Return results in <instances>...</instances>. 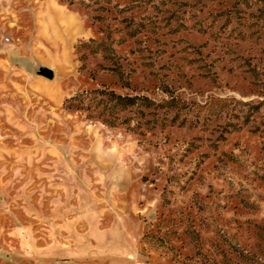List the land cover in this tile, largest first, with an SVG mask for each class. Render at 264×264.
Segmentation results:
<instances>
[{"label":"rangeland","instance_id":"374dc122","mask_svg":"<svg viewBox=\"0 0 264 264\" xmlns=\"http://www.w3.org/2000/svg\"><path fill=\"white\" fill-rule=\"evenodd\" d=\"M0 264H264V0H0Z\"/></svg>","mask_w":264,"mask_h":264},{"label":"water","instance_id":"95a60500","mask_svg":"<svg viewBox=\"0 0 264 264\" xmlns=\"http://www.w3.org/2000/svg\"><path fill=\"white\" fill-rule=\"evenodd\" d=\"M43 72H44V74H46V75H49V74H50V71H49L48 69H44Z\"/></svg>","mask_w":264,"mask_h":264},{"label":"trees","instance_id":"16d2710c","mask_svg":"<svg viewBox=\"0 0 264 264\" xmlns=\"http://www.w3.org/2000/svg\"><path fill=\"white\" fill-rule=\"evenodd\" d=\"M119 97V96H118ZM121 98V97H120Z\"/></svg>","mask_w":264,"mask_h":264}]
</instances>
